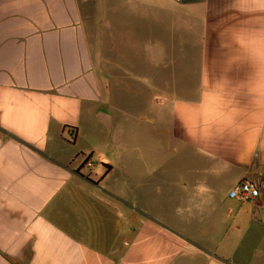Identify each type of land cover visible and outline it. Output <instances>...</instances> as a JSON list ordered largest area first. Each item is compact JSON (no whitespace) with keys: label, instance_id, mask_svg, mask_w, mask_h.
I'll use <instances>...</instances> for the list:
<instances>
[{"label":"crops","instance_id":"obj_1","mask_svg":"<svg viewBox=\"0 0 264 264\" xmlns=\"http://www.w3.org/2000/svg\"><path fill=\"white\" fill-rule=\"evenodd\" d=\"M263 253L264 0H0V264Z\"/></svg>","mask_w":264,"mask_h":264},{"label":"built area","instance_id":"obj_2","mask_svg":"<svg viewBox=\"0 0 264 264\" xmlns=\"http://www.w3.org/2000/svg\"><path fill=\"white\" fill-rule=\"evenodd\" d=\"M83 166L90 168L92 166L91 159L87 157ZM260 195L259 185L251 180H245L239 183L229 192V198L239 203H253L260 198Z\"/></svg>","mask_w":264,"mask_h":264},{"label":"rangeland","instance_id":"obj_3","mask_svg":"<svg viewBox=\"0 0 264 264\" xmlns=\"http://www.w3.org/2000/svg\"><path fill=\"white\" fill-rule=\"evenodd\" d=\"M104 1H107V0H103V2ZM135 116H137V115H135ZM127 129L131 130V131L133 130L134 133L135 132L138 133L136 137L132 138V143L135 144V145H140V143H141L140 131L142 129L141 122L136 118V119L133 120V122L130 123V125H128L126 127L125 131H127ZM127 137H128L127 134L124 132V136L122 138L124 143H125V141H127ZM129 142H131V139L129 140ZM262 257H264V253H263ZM263 264H264V262H263Z\"/></svg>","mask_w":264,"mask_h":264}]
</instances>
